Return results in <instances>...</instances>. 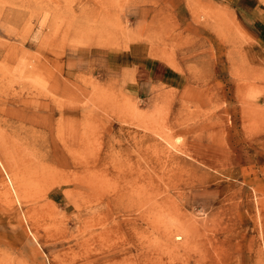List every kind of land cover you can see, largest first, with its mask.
Instances as JSON below:
<instances>
[{
	"label": "rangeland",
	"instance_id": "obj_1",
	"mask_svg": "<svg viewBox=\"0 0 264 264\" xmlns=\"http://www.w3.org/2000/svg\"><path fill=\"white\" fill-rule=\"evenodd\" d=\"M236 1L0 0V264H264Z\"/></svg>",
	"mask_w": 264,
	"mask_h": 264
},
{
	"label": "crops",
	"instance_id": "obj_2",
	"mask_svg": "<svg viewBox=\"0 0 264 264\" xmlns=\"http://www.w3.org/2000/svg\"><path fill=\"white\" fill-rule=\"evenodd\" d=\"M241 3H248V5L245 6ZM231 10L244 35L250 40V49L264 53V10H259L257 3L250 4L248 0H237ZM160 68L158 66L156 69ZM161 73L159 72L158 75ZM156 79L161 80L157 75ZM135 83L139 85L136 80Z\"/></svg>",
	"mask_w": 264,
	"mask_h": 264
},
{
	"label": "bare ground",
	"instance_id": "obj_3",
	"mask_svg": "<svg viewBox=\"0 0 264 264\" xmlns=\"http://www.w3.org/2000/svg\"><path fill=\"white\" fill-rule=\"evenodd\" d=\"M128 196H130V195H128ZM127 197V196H126ZM130 199V198H129Z\"/></svg>",
	"mask_w": 264,
	"mask_h": 264
}]
</instances>
